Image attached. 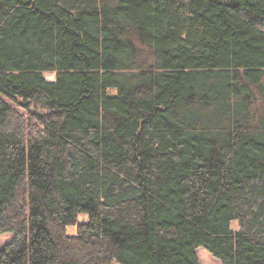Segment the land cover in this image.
Listing matches in <instances>:
<instances>
[{"label":"trees","instance_id":"1","mask_svg":"<svg viewBox=\"0 0 264 264\" xmlns=\"http://www.w3.org/2000/svg\"><path fill=\"white\" fill-rule=\"evenodd\" d=\"M0 233V264H264V0H0Z\"/></svg>","mask_w":264,"mask_h":264},{"label":"rangeland","instance_id":"2","mask_svg":"<svg viewBox=\"0 0 264 264\" xmlns=\"http://www.w3.org/2000/svg\"><path fill=\"white\" fill-rule=\"evenodd\" d=\"M47 80H52L53 76L50 74L46 75ZM116 91L112 90L110 94H115ZM79 222H86L88 220V217L86 214H81L78 216ZM233 229L236 230V224L233 223ZM67 234L73 235L75 234V227H69L67 229ZM13 235L11 233H0V248H2L5 244H7L11 239ZM197 255L198 259L200 261V264H222L218 259L212 257L204 248H198L197 249Z\"/></svg>","mask_w":264,"mask_h":264}]
</instances>
